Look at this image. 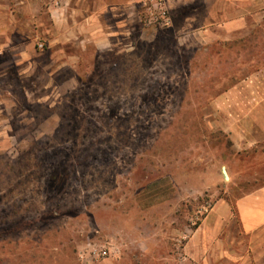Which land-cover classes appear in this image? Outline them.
I'll return each instance as SVG.
<instances>
[{
    "label": "rangeland",
    "instance_id": "374dc122",
    "mask_svg": "<svg viewBox=\"0 0 264 264\" xmlns=\"http://www.w3.org/2000/svg\"><path fill=\"white\" fill-rule=\"evenodd\" d=\"M9 1L0 264H190L187 245L217 202L236 214L264 186V21L207 43L216 27L192 31L167 0L163 27L140 0L142 24L101 54L50 45V0ZM248 110L255 120L237 115ZM248 127L253 147L239 135Z\"/></svg>",
    "mask_w": 264,
    "mask_h": 264
},
{
    "label": "crops",
    "instance_id": "0c3cea01",
    "mask_svg": "<svg viewBox=\"0 0 264 264\" xmlns=\"http://www.w3.org/2000/svg\"><path fill=\"white\" fill-rule=\"evenodd\" d=\"M166 3L174 20L180 16V22L199 24L192 31L205 29L208 32L216 27L215 34L207 35V43L243 37L253 24L264 21V0H167ZM10 7L9 0L0 1V53L10 49L8 40L13 26L11 20H14L10 17ZM140 7V0H50L47 5L50 45L79 41L82 45L93 43L99 53H107L119 40L129 39L142 24ZM34 20L37 24L28 21L32 23L28 26L40 33L42 28L36 15ZM221 30L223 32H218ZM177 32L179 36L184 34ZM237 115L240 119L254 120L257 116L253 110ZM242 129L239 135L245 144L248 141L249 147H253L258 143L252 139L249 127ZM232 133L237 134V128ZM235 140L239 141L237 137ZM234 220L238 221L237 233L232 230ZM186 252L190 264L264 263V186L240 197L236 214L227 201H218L195 232Z\"/></svg>",
    "mask_w": 264,
    "mask_h": 264
},
{
    "label": "built area",
    "instance_id": "2783aa9c",
    "mask_svg": "<svg viewBox=\"0 0 264 264\" xmlns=\"http://www.w3.org/2000/svg\"><path fill=\"white\" fill-rule=\"evenodd\" d=\"M143 6L148 10L149 14L156 18L163 27L171 26V18L169 17L168 10L166 8L165 0H141ZM40 49L44 48L43 44L39 45ZM207 212V209H206ZM109 250L106 248L99 250L97 248L92 250V256L97 259H106L109 257Z\"/></svg>",
    "mask_w": 264,
    "mask_h": 264
},
{
    "label": "water",
    "instance_id": "95a60500",
    "mask_svg": "<svg viewBox=\"0 0 264 264\" xmlns=\"http://www.w3.org/2000/svg\"><path fill=\"white\" fill-rule=\"evenodd\" d=\"M223 174H224L225 178L228 180L229 176H228V173H227L225 168H223Z\"/></svg>",
    "mask_w": 264,
    "mask_h": 264
},
{
    "label": "trees",
    "instance_id": "16d2710c",
    "mask_svg": "<svg viewBox=\"0 0 264 264\" xmlns=\"http://www.w3.org/2000/svg\"><path fill=\"white\" fill-rule=\"evenodd\" d=\"M64 177H65V179H60V178H58V180H59V181H60V180H66V179L68 178V175H65ZM55 180H56V178H55Z\"/></svg>",
    "mask_w": 264,
    "mask_h": 264
}]
</instances>
